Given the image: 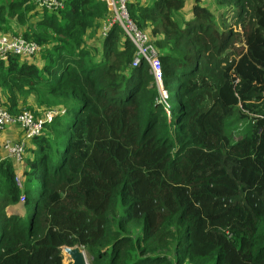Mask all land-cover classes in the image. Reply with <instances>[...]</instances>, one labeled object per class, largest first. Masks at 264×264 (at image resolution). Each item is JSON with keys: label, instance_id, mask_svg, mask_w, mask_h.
Wrapping results in <instances>:
<instances>
[{"label": "trees", "instance_id": "1", "mask_svg": "<svg viewBox=\"0 0 264 264\" xmlns=\"http://www.w3.org/2000/svg\"><path fill=\"white\" fill-rule=\"evenodd\" d=\"M59 1L0 0V36L40 46L0 56V105L57 110L22 167L0 161V264H62V245L89 264H264V0H128L176 110L119 26L88 44L105 0ZM234 111L248 133L230 141Z\"/></svg>", "mask_w": 264, "mask_h": 264}, {"label": "built area", "instance_id": "2", "mask_svg": "<svg viewBox=\"0 0 264 264\" xmlns=\"http://www.w3.org/2000/svg\"><path fill=\"white\" fill-rule=\"evenodd\" d=\"M108 12L100 27L101 37L107 36L108 31L117 25L123 31L135 48V54L130 63V68L139 66L146 62L149 72L153 76V82L159 92V102L166 108L168 107V94L163 86L162 66L159 60V53L153 43L149 40L148 34L140 29L128 12V0H105ZM38 7L46 10H56L63 6L59 0H35ZM40 51V46L34 41L26 40L21 36H0V56L7 53L22 57H30ZM63 113V111H61ZM57 110L48 109L41 117L36 118L29 111H21L12 115L3 106L0 105V131L7 126L14 124L19 126L22 132V138L19 141L7 140L4 142L3 149L6 156L0 157V161L8 157L10 160L19 164L22 161L26 141L37 136L45 123L52 121ZM15 182L21 185L20 177L16 175ZM24 196L20 197V201Z\"/></svg>", "mask_w": 264, "mask_h": 264}, {"label": "rangeland", "instance_id": "3", "mask_svg": "<svg viewBox=\"0 0 264 264\" xmlns=\"http://www.w3.org/2000/svg\"><path fill=\"white\" fill-rule=\"evenodd\" d=\"M99 29H101V27H99V28H97V27L92 28L91 29V35L93 36V33H94V37H95L96 31L97 30L99 31ZM1 36H6V35H1ZM12 36H19V35H12ZM92 39H93V37L87 39L88 44H91L92 43L91 42ZM95 41L96 42H100V39L97 38ZM167 103H168L169 107L171 105L173 107V109L175 108V110H176V106L177 105H176V102L175 101H173L172 103L170 101H167ZM24 110H22V111H24ZM26 111H29V110H26ZM39 111L42 113L43 111H45V112L48 111V109H45L44 107H41V108H39ZM173 114H174V111H173ZM168 118H172V114ZM243 121H246V120L240 119L237 116V111H234V113L230 117H228L226 119V124H225V126L223 128V132L229 138L230 141H233L238 136H242V135H245V134L248 133V126H246V124ZM26 144H28V142ZM31 145H32V142H30V146ZM4 153H5V151H4ZM25 156H26V153L24 152L23 153V159L21 161L22 163H19L18 168H20V167L23 166V160H24V157ZM27 184L28 183L25 182L26 187H28V185H29V184L28 185ZM38 188H39V185L32 187L31 188L32 189V192L35 193ZM21 213L23 214L24 211L21 210ZM61 254H62V264H70V258L68 256H66L63 251H61Z\"/></svg>", "mask_w": 264, "mask_h": 264}, {"label": "crops", "instance_id": "4", "mask_svg": "<svg viewBox=\"0 0 264 264\" xmlns=\"http://www.w3.org/2000/svg\"><path fill=\"white\" fill-rule=\"evenodd\" d=\"M38 8H39V10L42 9L40 7H38ZM98 33H99V31H97L96 34H98ZM96 34H95V38L96 39L99 38L101 41L102 37H101L100 33H99L98 37ZM92 37H94V33H93ZM96 43H100V42H96ZM21 138H22V132H21L19 126L15 125V126H10L8 128L6 127L4 130L0 131V147H1L0 151L3 150V145H4L5 141H7V140L15 141L17 139L20 140ZM27 142H29V140L26 141V143ZM3 156H6V154L4 153V150H3L2 156H0V157H3ZM6 210L8 213L22 214L21 210H23V209L20 205H11V206H7Z\"/></svg>", "mask_w": 264, "mask_h": 264}, {"label": "water", "instance_id": "5", "mask_svg": "<svg viewBox=\"0 0 264 264\" xmlns=\"http://www.w3.org/2000/svg\"><path fill=\"white\" fill-rule=\"evenodd\" d=\"M60 250L70 258V264H89L84 249L79 245H62L60 246Z\"/></svg>", "mask_w": 264, "mask_h": 264}]
</instances>
